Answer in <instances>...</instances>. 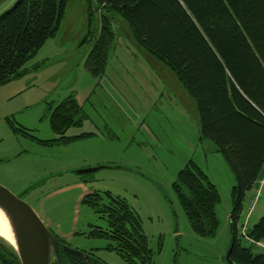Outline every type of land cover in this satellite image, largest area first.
Returning a JSON list of instances; mask_svg holds the SVG:
<instances>
[{"label":"rangeland","instance_id":"rangeland-1","mask_svg":"<svg viewBox=\"0 0 264 264\" xmlns=\"http://www.w3.org/2000/svg\"><path fill=\"white\" fill-rule=\"evenodd\" d=\"M15 2L0 0V14ZM88 11L87 0H69L58 33L20 76L0 84V184L28 202L66 244L107 264L128 262L105 247L108 240L89 236L94 226L108 225L106 216L83 203L94 191L119 195L138 211L152 264H234L226 254L235 177L216 144L201 137L194 98L167 65L138 44L118 13L104 71L93 75L86 66L92 46L91 35L85 41ZM71 96L81 107L82 124L68 127L62 138L50 116ZM191 160L220 192V226L213 238L192 228L173 186ZM94 167L100 168L78 173ZM263 214L264 181L246 193L239 235ZM253 250L264 251L254 245Z\"/></svg>","mask_w":264,"mask_h":264},{"label":"trees","instance_id":"trees-1","mask_svg":"<svg viewBox=\"0 0 264 264\" xmlns=\"http://www.w3.org/2000/svg\"><path fill=\"white\" fill-rule=\"evenodd\" d=\"M68 1L22 0L0 19V84L20 76L45 41L58 33ZM87 1L85 41L91 35L92 42L87 68L93 75L103 73L116 39L113 14L118 13L138 44L167 65L194 98L201 137L216 144L234 174L231 263L264 264V251L253 250V245L258 247L253 241L264 239V214L242 236L238 232L246 193L264 177V0ZM81 113L78 101L66 98L51 113L52 128L65 138L68 127L82 124ZM19 132L32 136L26 128ZM173 186L192 228L215 237L221 196L207 172L191 160ZM83 203L108 221L106 228L94 226L89 236L108 240L105 247L128 264H152L154 253L142 218L125 198L94 191ZM92 255L95 264H107ZM61 257L63 264H87L63 250ZM0 264H21L2 236Z\"/></svg>","mask_w":264,"mask_h":264},{"label":"water","instance_id":"water-1","mask_svg":"<svg viewBox=\"0 0 264 264\" xmlns=\"http://www.w3.org/2000/svg\"><path fill=\"white\" fill-rule=\"evenodd\" d=\"M20 1L22 0H16L11 7L1 13L0 19L9 13ZM99 168L82 169L78 170V173L92 172ZM0 208L9 219L15 240L12 242L5 239L15 248L21 264H52L54 261L63 264L61 250L82 259L87 264H95L91 253L73 248L59 241L33 207L2 184H0ZM232 246L233 244H231L226 254V259L229 262H232L230 258Z\"/></svg>","mask_w":264,"mask_h":264},{"label":"bare ground","instance_id":"bare-ground-1","mask_svg":"<svg viewBox=\"0 0 264 264\" xmlns=\"http://www.w3.org/2000/svg\"><path fill=\"white\" fill-rule=\"evenodd\" d=\"M0 234L12 242H14L15 240L9 219L1 208H0Z\"/></svg>","mask_w":264,"mask_h":264},{"label":"built area","instance_id":"built-area-1","mask_svg":"<svg viewBox=\"0 0 264 264\" xmlns=\"http://www.w3.org/2000/svg\"><path fill=\"white\" fill-rule=\"evenodd\" d=\"M255 204V200L252 201V206ZM246 226H244V231H246ZM259 248H262L264 250V239L258 240V241H253Z\"/></svg>","mask_w":264,"mask_h":264},{"label":"crops","instance_id":"crops-1","mask_svg":"<svg viewBox=\"0 0 264 264\" xmlns=\"http://www.w3.org/2000/svg\"><path fill=\"white\" fill-rule=\"evenodd\" d=\"M163 63V62H162ZM263 181H264V177L260 180H257V182L255 183V185H257L258 184V188L260 187V186H262V184H263ZM254 185V186H255Z\"/></svg>","mask_w":264,"mask_h":264}]
</instances>
